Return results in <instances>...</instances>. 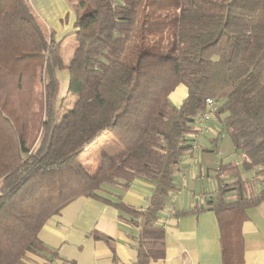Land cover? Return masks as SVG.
Masks as SVG:
<instances>
[{"label": "trees", "instance_id": "1", "mask_svg": "<svg viewBox=\"0 0 264 264\" xmlns=\"http://www.w3.org/2000/svg\"><path fill=\"white\" fill-rule=\"evenodd\" d=\"M68 1L76 48L64 64L63 41L28 0H0V264L51 254L38 234L52 216L77 198L100 200L102 184L125 190L135 179L153 186L148 207L112 205L138 229L134 264L163 258L159 215L207 98L221 102L213 116L237 159L217 162V192L195 213L223 222L263 202L244 174L264 185V0ZM179 85L187 95L176 108L168 96ZM104 133L121 151L90 177L80 161Z\"/></svg>", "mask_w": 264, "mask_h": 264}, {"label": "crops", "instance_id": "2", "mask_svg": "<svg viewBox=\"0 0 264 264\" xmlns=\"http://www.w3.org/2000/svg\"><path fill=\"white\" fill-rule=\"evenodd\" d=\"M28 2L56 41H63L76 31V16L68 0ZM58 79L59 100L65 96L60 97V92L64 89L66 93L68 74L59 72ZM186 95V88L179 85L168 99L178 108ZM207 128L204 134L198 131L186 138L191 146L179 160L175 176L177 191L159 215L165 232L164 257L149 264H264V200L255 207L234 212L223 222L211 211L195 213L207 197L217 192V162L230 160L233 154L217 117L213 116ZM105 135L98 139L108 141ZM224 146L226 149L221 152ZM88 158L92 165L85 171L93 177L104 160L93 152ZM152 189L148 182L135 179L125 190L100 185L94 191L100 200L77 198L52 216L38 234L51 254H27V264H134L138 229L129 223V215L112 204L123 202L144 210L149 205ZM234 217L239 218L236 223Z\"/></svg>", "mask_w": 264, "mask_h": 264}, {"label": "rangeland", "instance_id": "3", "mask_svg": "<svg viewBox=\"0 0 264 264\" xmlns=\"http://www.w3.org/2000/svg\"><path fill=\"white\" fill-rule=\"evenodd\" d=\"M75 48H76V42H75L74 36H68V37L63 39L59 54H60V57H61L62 62L64 64L68 63V61L70 60V58L72 57V55L74 53ZM65 73H67V72L65 71ZM62 85H64V83H62ZM64 93H65V90L62 89L60 92V97L61 96L63 97L65 95ZM175 93H177V92H175ZM75 99H76L75 96H72V95L67 96L66 100L63 103V112L72 108V106L75 102ZM60 101H61V99L58 100V103ZM217 105L221 106V102L218 103ZM212 118H213V115L211 116V119L209 120V122L204 126V130L201 131L202 134H204V132H207V130H208L207 125L212 121ZM105 136L109 137L108 141L102 140V142H101V140L98 139L92 145L88 146L85 149L84 156L81 158L80 164L83 165V168L86 171H88V168L92 165L91 161L88 158V157H92V152L95 155H97V158H102L103 160L104 159L108 160L111 157H116L117 154L120 153L121 149L113 141L111 133H106ZM226 141L228 144L230 143V141L227 137H226ZM225 149H226V147L224 146L222 149L223 151H221V152H224ZM218 153H220V152L218 151ZM231 157H234V155ZM234 159H237V157L235 156ZM244 177H245V179L250 180L251 183L249 185H250V188L252 187V191L258 193L259 191L264 189V185H262V183L259 180L260 178L258 176H256V174L254 172L246 173V174H244ZM233 195H234V192L229 190L227 192L226 197H227V199L228 198L232 199ZM211 196H209V197H211ZM209 197H207V199ZM205 200H204V202H202V204H204L206 202Z\"/></svg>", "mask_w": 264, "mask_h": 264}, {"label": "built area", "instance_id": "4", "mask_svg": "<svg viewBox=\"0 0 264 264\" xmlns=\"http://www.w3.org/2000/svg\"><path fill=\"white\" fill-rule=\"evenodd\" d=\"M217 109V101L211 98L205 100V110L198 116L195 122V129L199 132L204 130V126L209 122L211 116Z\"/></svg>", "mask_w": 264, "mask_h": 264}]
</instances>
